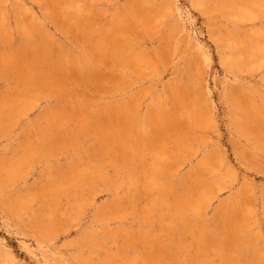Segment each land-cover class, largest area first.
Listing matches in <instances>:
<instances>
[{"label":"rangeland","instance_id":"1","mask_svg":"<svg viewBox=\"0 0 264 264\" xmlns=\"http://www.w3.org/2000/svg\"><path fill=\"white\" fill-rule=\"evenodd\" d=\"M0 264H264V0H0Z\"/></svg>","mask_w":264,"mask_h":264},{"label":"bare ground","instance_id":"2","mask_svg":"<svg viewBox=\"0 0 264 264\" xmlns=\"http://www.w3.org/2000/svg\"><path fill=\"white\" fill-rule=\"evenodd\" d=\"M123 57V56H122Z\"/></svg>","mask_w":264,"mask_h":264}]
</instances>
